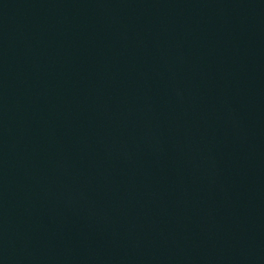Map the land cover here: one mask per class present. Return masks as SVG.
Instances as JSON below:
<instances>
[{
    "label": "water",
    "instance_id": "water-1",
    "mask_svg": "<svg viewBox=\"0 0 264 264\" xmlns=\"http://www.w3.org/2000/svg\"><path fill=\"white\" fill-rule=\"evenodd\" d=\"M0 264H264V0H0Z\"/></svg>",
    "mask_w": 264,
    "mask_h": 264
}]
</instances>
